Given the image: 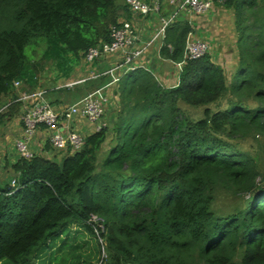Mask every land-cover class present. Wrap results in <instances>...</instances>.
<instances>
[{
  "label": "trees",
  "instance_id": "16d2710c",
  "mask_svg": "<svg viewBox=\"0 0 264 264\" xmlns=\"http://www.w3.org/2000/svg\"><path fill=\"white\" fill-rule=\"evenodd\" d=\"M213 2L234 15L231 76L211 52L188 59L192 24L171 23L160 56L182 63L176 86L130 71L128 97L115 88L111 127L87 135L78 151L47 142L42 154H16L8 165L0 264H264V173L259 157L234 143L264 135V0ZM132 18L125 0H0V122L20 117L16 80L36 90L26 64L35 65L37 45L68 78L70 59L109 42L111 27ZM107 81L74 88L87 94ZM42 88L51 103L73 100L74 88ZM227 94L234 100L225 109L207 108ZM179 101L204 107L203 117L188 119ZM218 190L233 195L228 213L213 207Z\"/></svg>",
  "mask_w": 264,
  "mask_h": 264
},
{
  "label": "built area",
  "instance_id": "2783aa9c",
  "mask_svg": "<svg viewBox=\"0 0 264 264\" xmlns=\"http://www.w3.org/2000/svg\"><path fill=\"white\" fill-rule=\"evenodd\" d=\"M161 0H125L133 15L131 20H120L119 24L111 27L110 41L99 43L90 47L84 54L83 60L87 65L99 62L102 59L113 57L114 59L103 70H93L79 81L71 82L68 87L84 83L90 79H98L102 76H110L111 81L100 89L88 92L72 104H66L61 110H57L46 98V91L36 89L32 92L20 90L21 81L16 80L14 86L19 89L17 102L22 103L19 117L22 123V134L15 141L16 154L20 158L30 159L34 156L31 143L33 137L41 128L51 130L48 142L56 150L71 152L78 151L84 144L85 137L80 130L74 129L81 120L92 126V132H99L108 126L105 120L107 107L110 103L108 88L123 78L125 74L144 66L138 65V61L144 51L153 43L161 41L158 46V54L166 37L167 27L178 17V12H188L192 15H206L212 9V0H180L178 7L170 16L161 15ZM158 15L159 28L152 39L144 45H139V24L149 15ZM210 52V46L205 40L195 39L189 34L185 45V54L188 59H198ZM178 70L182 63L176 64ZM147 70V69H145ZM148 71V70H147ZM89 135V134H88Z\"/></svg>",
  "mask_w": 264,
  "mask_h": 264
},
{
  "label": "rangeland",
  "instance_id": "374dc122",
  "mask_svg": "<svg viewBox=\"0 0 264 264\" xmlns=\"http://www.w3.org/2000/svg\"><path fill=\"white\" fill-rule=\"evenodd\" d=\"M169 9V8H168ZM166 12V11H165ZM226 19V23L222 26V31L226 32L225 37L221 38V40H217L218 44L215 45L217 48V52L212 57L213 62L218 63L222 67L225 68L227 71L228 76H231V73L234 72L237 64V54H236V47H237V33L235 31V23H234V15L227 11L225 12L224 18ZM216 37V36H215ZM223 39V42H222ZM45 44H40L35 47L33 54L32 62L35 64H30L31 62H28V65L26 66L29 68V70H33V73L36 75V89H41L42 86H46L48 88H74L75 85L72 87H68L67 85L74 81V79H77L79 75V70H81L82 76H87L90 74L91 71L95 70L93 68V65L88 66L84 60L83 57L77 59L74 61V59H70L72 61L70 63V76L68 78L63 77L61 71L59 68L55 66L54 60H44L43 53L45 50ZM73 58V56H71ZM77 73V74H76ZM152 76L157 80V82L162 85L163 83L159 79L156 73H152ZM107 80L109 81L110 76H105ZM127 79V80H125ZM178 83V80H177ZM40 85V86H39ZM117 87H120L122 91V95L127 98V91H128V77L121 79V82H119ZM163 86V85H162ZM166 88L165 86H163ZM43 89V88H42ZM81 89L74 88L70 94H68V98L71 95L73 100L69 99L67 102H71L74 100H79L82 96L86 95V93ZM84 94V95H83ZM47 98V97H46ZM234 100L233 98L229 97L228 94L217 100L216 102L210 104L207 106L210 111L215 112L218 110H223L226 108L229 101ZM251 105L254 104L253 101L249 102ZM177 106L179 107V110L190 120L196 121L201 119L203 116V110L204 107H193L190 105L185 104L184 102L179 101L177 103ZM113 110V107L110 109V111ZM111 121L113 122L114 117L113 114L110 116ZM9 120H4L3 122H0V182L2 180H5L8 173V165L11 164L16 159V151H15V140L16 134L18 133L15 130V127L12 126ZM85 124H88L87 122H84ZM111 127V123L109 125ZM92 129V128H89ZM111 130V128H110ZM111 132V131H110ZM109 132V134H110ZM84 135H88L89 133H86L85 131L82 132ZM33 137V141L31 143V146L33 148V142L36 141V135ZM111 135V134H110ZM237 148L247 152L248 154L252 156H258V166H259V172L264 173V135L261 134H253L247 136L243 140H237L236 142ZM233 195L226 191V190H218L216 193V201L214 203V209L218 211L221 214L228 213L232 209L233 204ZM75 229V228H73ZM81 240V239H79ZM78 240V241H79ZM84 250H82L83 252Z\"/></svg>",
  "mask_w": 264,
  "mask_h": 264
},
{
  "label": "crops",
  "instance_id": "0c3cea01",
  "mask_svg": "<svg viewBox=\"0 0 264 264\" xmlns=\"http://www.w3.org/2000/svg\"><path fill=\"white\" fill-rule=\"evenodd\" d=\"M145 1L148 2V0H145ZM178 1L180 0H161L160 1L161 15H163L164 13L167 14L166 16L172 15L173 12L178 7ZM212 3H213L212 9L206 15L197 16V15L189 14L188 12L179 11L178 17L176 18V20L179 18L189 20L193 27V37L195 39L205 40L210 46L211 56H214L215 58V55L217 52V48L215 47V45L218 44L217 40L218 39L221 40L220 37L221 38L225 37L226 32L222 31V26L226 23L227 18L226 17L224 18V16H225V12L227 11L222 7V5L221 6L216 5L215 2H213V0H212ZM122 20L123 19H121V21ZM138 24L140 28L139 29L140 39L138 41V44L144 45L152 39V37L155 35L156 31L159 28L158 15L151 14L145 17L143 21L138 20ZM222 42H223V39H222ZM160 43L161 41L158 40L157 43H153L151 46H149L144 51L143 55L138 61V65L144 66L145 69H147L151 73H156L159 79L161 80V82L163 83L162 85L165 86L166 88L174 87L177 85V76H178L179 70L176 64H173L170 61L161 58L160 54H158V46L160 47ZM113 57H118V56H113ZM113 57L102 59L99 62L95 61L91 65H93V68H95V70H103L114 59ZM91 65H88V66H91ZM81 70L82 69L79 70L78 74L76 73L77 75H79V77L77 79H74L73 82L79 81L82 78H85L88 76V75L82 76V74H80ZM110 81H111V78L109 79V81L105 83V85H107ZM117 84L118 82L110 86L107 90V92H109V95H110V103L107 107V111L105 114V120L108 123V125H110V123L112 122L110 118V116L112 115L110 109L112 107L113 109L116 107L115 88ZM100 88H97V89H100ZM16 91H17V94L20 92L19 89ZM24 91H27V90H24ZM72 103L74 102H66L64 101V97H61V99H59L58 102L56 103L52 102L51 104L54 106L55 109L61 110L66 104H72ZM11 122H12L11 123L12 126L15 127V130L18 132L16 134L17 135L16 137L18 138L22 134V125L19 120V115L16 118H14ZM73 125H74L73 126L74 129L76 130L78 129L81 132L85 131L86 133H89V134L93 133L92 132L93 130L89 129V128H92V126H90L89 124H85L83 120H81L79 124L76 125L75 123H73ZM37 133L38 134L36 135V141L33 142L32 150L34 151L35 154L37 153L42 154L43 147L45 143L48 142V138H49V135L51 134V130L49 129L47 130L46 128H41L40 130L37 131ZM46 154L48 157H50L48 153Z\"/></svg>",
  "mask_w": 264,
  "mask_h": 264
}]
</instances>
